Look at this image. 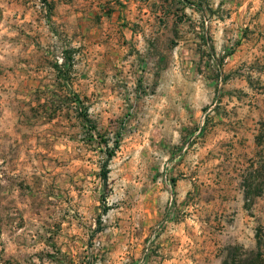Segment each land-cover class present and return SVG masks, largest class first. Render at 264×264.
Returning <instances> with one entry per match:
<instances>
[{"label":"rangeland","instance_id":"rangeland-1","mask_svg":"<svg viewBox=\"0 0 264 264\" xmlns=\"http://www.w3.org/2000/svg\"><path fill=\"white\" fill-rule=\"evenodd\" d=\"M45 2L2 19L0 264L69 218L92 264H264V0H162L178 25L142 45Z\"/></svg>","mask_w":264,"mask_h":264},{"label":"crops","instance_id":"crops-1","mask_svg":"<svg viewBox=\"0 0 264 264\" xmlns=\"http://www.w3.org/2000/svg\"><path fill=\"white\" fill-rule=\"evenodd\" d=\"M21 0H0V69L6 64L5 49L8 39L5 38L3 17L15 14L11 7ZM54 24L71 32L92 29L103 35L111 34L115 41L132 39L139 44L148 43L171 27L178 25V14L167 12L159 6L162 0H50ZM9 13V14H8ZM28 16V15H26ZM16 18H21L16 14ZM28 20L25 17L23 21ZM28 25V24H27ZM125 42V41H124ZM123 42V43H124ZM126 43V42H125ZM12 45V44H11ZM18 61V60H17ZM29 64V63H27ZM29 68V66L27 65ZM29 71V70H27ZM26 78H33L30 74ZM2 79V76L0 75ZM3 117L0 118V122ZM53 239L44 238L39 242L40 251L37 264H92L93 248L91 245L92 223L85 219V232L77 227V222L69 218L59 220ZM130 225V221H129ZM135 229V224L133 225ZM90 231L88 241L87 232ZM53 245V246H50ZM30 261V260H29ZM15 264H21L20 261ZM23 264V263H22Z\"/></svg>","mask_w":264,"mask_h":264},{"label":"trees","instance_id":"trees-1","mask_svg":"<svg viewBox=\"0 0 264 264\" xmlns=\"http://www.w3.org/2000/svg\"><path fill=\"white\" fill-rule=\"evenodd\" d=\"M115 148H117V142H115ZM105 155H106V159L102 162L101 169H100V176L104 184L107 182V179H108V173H109L108 166H109V162L114 156V148L113 149L107 148L105 150ZM103 211H106L105 207L103 208ZM257 256L258 255L249 256L245 260L239 261L238 264H249L250 261H254V259L257 258Z\"/></svg>","mask_w":264,"mask_h":264},{"label":"built area","instance_id":"built-area-1","mask_svg":"<svg viewBox=\"0 0 264 264\" xmlns=\"http://www.w3.org/2000/svg\"><path fill=\"white\" fill-rule=\"evenodd\" d=\"M35 2H36L37 7L41 9L42 13L44 15H46L47 10H46V2H45V0H35ZM58 61L61 62L62 58H59Z\"/></svg>","mask_w":264,"mask_h":264}]
</instances>
